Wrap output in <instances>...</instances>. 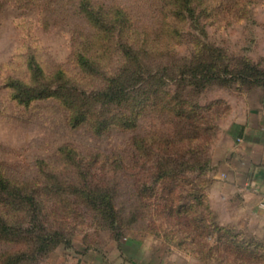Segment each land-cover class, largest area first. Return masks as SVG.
Listing matches in <instances>:
<instances>
[{"label":"rangeland","instance_id":"rangeland-1","mask_svg":"<svg viewBox=\"0 0 264 264\" xmlns=\"http://www.w3.org/2000/svg\"><path fill=\"white\" fill-rule=\"evenodd\" d=\"M219 51L223 65L262 61L264 0H191L189 8L183 0H0V169L14 193L0 195V215L15 228L12 239L0 238V264H95L125 238L161 240L190 251L196 264H264V256L251 261L219 252L227 230L238 239L255 235L263 245L264 230L258 219L235 215L238 201L222 198L225 176L215 171L227 144L220 124L257 87L216 80L200 88L174 70ZM80 53L92 62H80ZM30 54L42 74L27 67ZM151 70L159 73L147 78ZM9 75L27 83L22 89L51 85L58 91L27 102L26 89L16 97L7 87ZM115 78L127 87L118 101L99 93ZM151 84L182 100L184 109L216 102L202 110L218 117L202 154L211 159L206 173L191 167L202 158L184 142L192 132L186 116L164 101L137 104ZM80 114L86 118L75 123ZM102 119L104 129L98 127ZM173 142L186 145L176 162L166 163ZM160 165H176L182 174V203L192 202L187 182L204 185L198 225L165 208L176 194L165 188L166 179H157ZM103 190L113 199L115 222L95 206ZM207 221L226 228L215 230L209 242L202 228ZM33 224L34 231H24ZM44 233L50 235L45 241L39 238Z\"/></svg>","mask_w":264,"mask_h":264},{"label":"trees","instance_id":"trees-1","mask_svg":"<svg viewBox=\"0 0 264 264\" xmlns=\"http://www.w3.org/2000/svg\"><path fill=\"white\" fill-rule=\"evenodd\" d=\"M184 4L187 8L190 7L191 0H183ZM223 54L222 52H217L212 55V57L209 59H206L205 57L201 58L198 62L195 64H184L180 67H178V70L175 72L178 73V76L182 80H187L188 83L197 84L200 88H204L207 84H209L212 81L219 80L220 82H223L224 84H227L229 82L235 81L237 84L242 86H255V87H262L264 90V58H262V61L255 62L251 59H244L241 62L240 67H234L226 63L223 65ZM78 60L82 63H91L92 61L84 54L80 53L78 55ZM28 66L30 69L34 70L37 74L43 73V67L37 60L36 56L34 54H30L27 59ZM176 68V67H174ZM165 72L166 70L170 69L167 67L162 68ZM57 73H64L62 69H58ZM159 70H151L148 72L147 78H153L154 75L158 74ZM120 76V75H119ZM140 77V76H139ZM112 81H115L114 84H111L107 89L100 90L99 93L103 95L104 97L109 98L110 100H122L125 98V94L127 91V87L124 83V79H112ZM27 85L25 81L22 79H19L17 77L9 75L7 77V87H12L15 89L14 95L18 97L21 93L25 92V89L27 91V102H29L32 98H39L43 96H47L50 94V92L54 93L58 90L51 86L47 85L43 89H34L33 87L30 88H23V85ZM150 87H147L146 89L140 91V96H138L137 104L143 105L146 104L147 100L149 103H158L159 101H164L170 109H173L177 114L184 115L189 121V125L191 127L192 132L188 133L185 143L190 145L189 151L194 154L201 155L199 158H202V162H199V164H192L191 167L193 170H198L197 174L206 173L208 169H210V157L206 154L205 156L203 154L204 151H206L207 147L209 146L211 140L213 139L214 131H216L217 124L215 123L216 119L218 117H215V115H211V117L206 116L204 112H202L203 109H210L213 107V105L216 102H212L209 105H201L198 103H192L187 106V108H182L181 105L183 103L182 100L177 99L176 96L170 93H166L163 95L162 89H160L159 86H154L153 84L149 85ZM49 88V89H48ZM45 90H49L48 93H46ZM46 94V95H45ZM62 96V95H60ZM185 103V102H184ZM140 112V109H138V113ZM217 116V115H216ZM85 119L86 115L80 114L75 123H78L80 120ZM114 120V119H113ZM115 121V120H114ZM74 123V124H75ZM106 119H102L100 123H98V127L104 129L106 127ZM119 123L124 124L125 121H119ZM97 127V128H98ZM167 143H170L168 141ZM174 144V142L172 143ZM186 144H180L179 146L177 144H174L172 147L167 146L166 150L171 154H168L165 159L166 163L169 161L176 162V160L181 156H179L180 152H183ZM196 157L195 159H199ZM197 161V160H196ZM1 168V167H0ZM180 171L176 169V165H173L172 169H167L164 167V165L159 166V170L157 173V179H162L164 182V179H166L165 188L169 187V192L176 194L173 195L171 198H166L168 202H165V208H169V210H174V213H176L177 216L186 214L187 216H190V221L194 225H198L202 219L200 218L198 207L202 206L204 204L205 200L207 199V194L205 193L204 185H202L199 182L190 181L187 182L191 186V203H185L181 202L180 200L184 198L182 195V192H184L185 189V180L177 179L179 176H181ZM169 176V177H168ZM173 178L174 180H169ZM185 182V183H184ZM9 180L4 177V175L1 172L0 169V195L7 192V197L12 196L14 193H12L8 186ZM179 188V190H177ZM10 191V192H9ZM26 199H29L33 202L34 197H30L29 195L25 197ZM175 199L178 200V202L175 201ZM166 200V201H167ZM180 201V202H179ZM95 206L101 211L105 212V216H109L111 219V222H115V214L113 217V213L115 210V205L113 202L112 197L108 192L99 191L95 195ZM204 206V205H203ZM208 212V215L212 213V209L210 205L204 206ZM203 218V217H202ZM207 220H209L207 218ZM110 222V221H109ZM206 226H202V228L205 229L204 237L206 241L209 242V240L213 237V232L215 230H222L226 229L220 225H218L215 222L207 221ZM197 223V224H196ZM35 226L29 225L24 229L25 232L34 231ZM15 228L12 224L5 222L3 217L0 215V238H8L12 239L14 236ZM229 236L227 239L221 243L223 246V249L219 250V252L223 251L225 253L227 252H236L235 259H239L242 255H247L251 261H259L260 258H263L264 254L262 253V249H264V245L260 241H256L255 235L254 237H251L249 240L245 239H238L237 234H233V232H230V230L226 231ZM57 233V232H56ZM50 235L43 234L39 238L43 239L44 241L49 238ZM49 241L44 242V245H47ZM43 245V246H44ZM217 249H220V247H217ZM187 253H190V251H186ZM222 252V255L224 254ZM204 256V255H203ZM202 256V257H203ZM222 260V259H221Z\"/></svg>","mask_w":264,"mask_h":264},{"label":"crops","instance_id":"crops-1","mask_svg":"<svg viewBox=\"0 0 264 264\" xmlns=\"http://www.w3.org/2000/svg\"><path fill=\"white\" fill-rule=\"evenodd\" d=\"M264 55V54H263ZM248 95L236 104L230 117L221 122L226 147L215 164L223 174L222 198L235 196L236 216L258 219L264 230V90ZM217 175V176H218ZM197 258L169 248L158 239H128L114 243L107 256L95 257V264H196Z\"/></svg>","mask_w":264,"mask_h":264}]
</instances>
